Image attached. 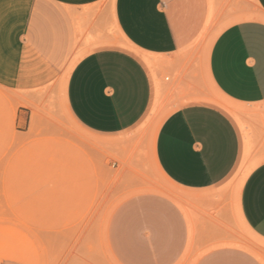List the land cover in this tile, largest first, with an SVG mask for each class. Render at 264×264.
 <instances>
[{
	"label": "crops",
	"instance_id": "0c3cea01",
	"mask_svg": "<svg viewBox=\"0 0 264 264\" xmlns=\"http://www.w3.org/2000/svg\"><path fill=\"white\" fill-rule=\"evenodd\" d=\"M210 1L0 0V87L15 92L55 78L60 65L81 48L112 40V23L129 47L158 57L176 73L190 48L204 46ZM256 4L264 16V0ZM203 62L198 59L186 76V94L207 92ZM206 67L222 95L262 109L264 19L223 29L211 44ZM156 86L152 69L122 48L90 52L71 71L67 107L87 134L73 166L89 178L58 186L83 191L89 208L96 192L103 191V206L90 209L82 220L87 231L73 254L82 264H264V161L252 165L241 185L239 214L256 240L249 247L226 244L224 208L211 195L232 175L244 146L262 147L264 154L261 122L246 136L222 109L186 105L166 119L155 141V162L168 186L143 177L124 181V133L146 116ZM15 123L20 132L30 128L28 108L18 109ZM114 151L120 161L113 160ZM61 154L59 146V175Z\"/></svg>",
	"mask_w": 264,
	"mask_h": 264
},
{
	"label": "rangeland",
	"instance_id": "374dc122",
	"mask_svg": "<svg viewBox=\"0 0 264 264\" xmlns=\"http://www.w3.org/2000/svg\"><path fill=\"white\" fill-rule=\"evenodd\" d=\"M210 4L208 27L200 41L204 46L190 48L189 59L176 73L158 57L129 47L112 23V40H98L106 44L81 48L60 65L55 78L15 92L0 87V264H82L80 256L73 254L78 252L81 238L87 231L88 223L82 220L90 209L103 206L99 201L103 191L96 192V202L89 208V202L80 196L83 191L74 190L73 186H58V183H80L89 178L73 166L74 159L80 158V141L87 134L75 123L66 103L71 71L88 53L104 48L126 49L156 74L157 86L150 109L135 128L124 133V181L126 176L130 181L143 177L157 186H168L155 162V141L166 119L186 105L207 103L222 109L246 136L252 132L255 122L264 125V113L258 111L264 110V106L261 109L240 104L222 95L212 83L206 67L211 44L223 29L243 20H263V13L256 0H223L219 5L211 0ZM200 58L204 61L201 80L207 92L186 94V76L195 71ZM20 107L32 113L31 126L23 132L15 123ZM118 140L119 136L113 137L114 144ZM59 146L61 153L64 152L60 175ZM261 149L252 144L244 146L232 175L211 192L224 208L226 244L249 247L256 241L241 220L239 202L247 172L254 163L264 161ZM113 160L120 161L116 151ZM74 258L77 263L73 262Z\"/></svg>",
	"mask_w": 264,
	"mask_h": 264
},
{
	"label": "bare ground",
	"instance_id": "6f19581e",
	"mask_svg": "<svg viewBox=\"0 0 264 264\" xmlns=\"http://www.w3.org/2000/svg\"><path fill=\"white\" fill-rule=\"evenodd\" d=\"M91 187H92V186H91ZM82 195H83V194H82ZM82 195H80V196H82ZM87 195H88V194H87ZM80 196H79V197H80ZM85 198H86V197H85ZM79 199H80V198H79ZM79 199H77V200L79 201ZM81 199H82V198H81ZM81 199H80V200H81ZM77 200H76V201H77ZM83 200H84V199H83ZM82 202L84 203V201H82ZM98 202H99V201H98ZM82 205H84V204H82ZM241 220H242V219H241ZM84 222H85V221H84ZM243 224H244V223H243ZM244 225L246 226V224H244ZM247 229H249V228L247 227Z\"/></svg>",
	"mask_w": 264,
	"mask_h": 264
}]
</instances>
